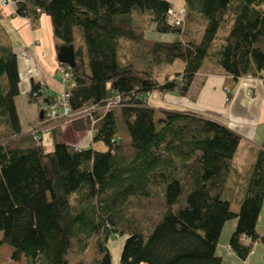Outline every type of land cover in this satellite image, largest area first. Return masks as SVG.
Returning <instances> with one entry per match:
<instances>
[{
    "label": "trees",
    "instance_id": "obj_1",
    "mask_svg": "<svg viewBox=\"0 0 264 264\" xmlns=\"http://www.w3.org/2000/svg\"><path fill=\"white\" fill-rule=\"evenodd\" d=\"M12 1L14 14L32 26L41 13L50 17L56 51L73 46L71 110L119 96L92 119L70 122L76 131L92 130V141L104 149L67 144L52 125L53 147L45 151L40 134L35 139L21 130L16 54L0 35V245L12 247V261L111 264L107 241L126 234L119 264H227L216 246L233 218L232 252L245 259L253 243L264 245L256 229L264 139L241 175L233 163L237 133L188 109L156 118L147 101L152 91L185 96L203 70L233 81L262 77L264 0H183L182 26L166 20L167 0ZM148 31L171 38H151ZM176 60L182 69L159 79L157 69ZM230 97L231 87L226 102ZM29 98L43 105L57 95L33 82ZM88 248L92 254L84 259L80 253Z\"/></svg>",
    "mask_w": 264,
    "mask_h": 264
},
{
    "label": "crops",
    "instance_id": "obj_2",
    "mask_svg": "<svg viewBox=\"0 0 264 264\" xmlns=\"http://www.w3.org/2000/svg\"><path fill=\"white\" fill-rule=\"evenodd\" d=\"M171 5L183 4V0H167ZM15 3L11 1L1 4L0 23L1 39L11 46L16 54L19 74V93L15 97V105L19 116L22 132H28L32 126H59L62 139L70 145L78 147H93L92 130H74L72 123L56 119L52 124L41 125L38 119L43 105L29 98L32 83L42 84L49 93L58 95L65 87L57 73V51L54 47L50 17L41 13L39 22L32 26L26 17L15 13ZM183 64L180 66L182 69ZM174 72V71H173ZM230 84L231 97L226 102L225 85ZM160 102L153 108L158 118L163 117L167 109H188L197 112L202 117L225 124L240 136V142L233 156V163L238 172L243 175L254 160L252 149L259 148L264 139V80L260 77L244 76L233 81L231 76L216 70H203L195 77L185 96L173 93L161 95ZM148 101V99H147ZM232 211L238 210V205H230ZM226 223V222H225ZM224 223V224H225ZM226 236L222 244L216 246V253L227 264H264V245L255 242L245 259L239 258L228 247V239L232 233L236 218L227 221ZM228 228V229H227ZM257 231L264 236V200L257 221ZM223 230V229H222ZM244 244H248L244 239ZM22 258L24 256H21Z\"/></svg>",
    "mask_w": 264,
    "mask_h": 264
},
{
    "label": "built area",
    "instance_id": "obj_3",
    "mask_svg": "<svg viewBox=\"0 0 264 264\" xmlns=\"http://www.w3.org/2000/svg\"><path fill=\"white\" fill-rule=\"evenodd\" d=\"M12 0H1V4H7L11 2ZM185 18V7L183 4H172L167 12H166V20L176 26H182L184 23ZM57 73L60 75L61 79L63 80L65 87L64 89L57 95V98L55 101L51 103H43V107L45 110V119L44 121H48V124L54 123L56 119H62V121L65 122H71L72 120L88 115L92 119V112L95 111H105L108 108L115 106L118 104L119 96L115 95L114 98L109 100L105 105L102 106H85L77 110H71V107L69 105V92L67 90L68 85H73L74 81L71 78L70 75V67L69 65L65 63H58ZM262 80H264V73L262 75ZM40 88H45L41 83L39 84ZM230 88V84L225 85V89ZM94 121V120H93ZM29 132H31L35 139H38L39 134V127L32 126L29 129Z\"/></svg>",
    "mask_w": 264,
    "mask_h": 264
},
{
    "label": "rangeland",
    "instance_id": "obj_4",
    "mask_svg": "<svg viewBox=\"0 0 264 264\" xmlns=\"http://www.w3.org/2000/svg\"><path fill=\"white\" fill-rule=\"evenodd\" d=\"M184 20H185V18H184ZM220 32H224V30L221 28ZM147 36L151 37V38H161V39L162 38L163 39H170L171 38V36L169 34H160V33L154 32V31H148ZM180 66H181V62L176 60L173 64H168V65H164L162 67H159L157 69V77H159V79H162V77L164 75H167V74L170 75V73H172L173 71L180 70ZM147 99H148V105L150 107L155 108L158 105L157 103H159L161 100L160 93L158 91H152L151 93L148 94ZM42 116H43V113H42ZM158 116H159V113H156L155 117L158 118ZM41 121H43L41 124L42 126L46 123H49L48 121H44V120H41ZM38 127H40V126H38ZM29 129H28V131H29ZM41 129H44L41 131V133H42V136H40L41 143L43 145L44 150L49 151L53 147V141H52L50 128H48V126H47V128L43 127ZM93 144H94L93 147L98 149V150H102L105 148V144L101 141H94ZM227 221L222 227L223 230H221L217 245L222 244V238H224L226 236V232H227L226 226H228V224H229V223H227ZM1 236H2V233L0 232V238H1ZM125 238H126V234L118 235L115 237H110L108 239L107 246L109 248V252L111 255V264H119V253L121 251V245L123 244ZM11 251H12V247L10 245H8L6 243H2L0 245V262L1 263H3V264H26L24 257L23 258L20 257L19 261H12L9 257ZM91 254H92V251L88 248L86 251L80 253V256H82L84 259H89Z\"/></svg>",
    "mask_w": 264,
    "mask_h": 264
},
{
    "label": "water",
    "instance_id": "obj_5",
    "mask_svg": "<svg viewBox=\"0 0 264 264\" xmlns=\"http://www.w3.org/2000/svg\"><path fill=\"white\" fill-rule=\"evenodd\" d=\"M57 59L60 63L69 65L70 68L74 66V51L72 45H62L57 51ZM43 110L40 109L39 117L42 118Z\"/></svg>",
    "mask_w": 264,
    "mask_h": 264
}]
</instances>
